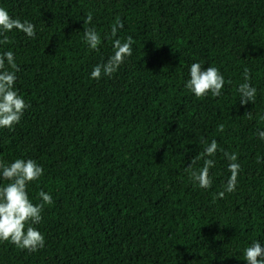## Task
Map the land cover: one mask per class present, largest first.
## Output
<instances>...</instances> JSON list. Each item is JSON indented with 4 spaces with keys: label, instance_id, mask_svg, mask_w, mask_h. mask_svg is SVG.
I'll return each mask as SVG.
<instances>
[{
    "label": "trees",
    "instance_id": "16d2710c",
    "mask_svg": "<svg viewBox=\"0 0 264 264\" xmlns=\"http://www.w3.org/2000/svg\"><path fill=\"white\" fill-rule=\"evenodd\" d=\"M13 29L0 52L13 51L15 88L30 107L0 128V161L34 159L43 167L28 194L45 205L35 252L0 241V264H247L243 249L264 247V0H0ZM101 36L84 40V18ZM132 36V55L117 72L90 78ZM192 58L225 77L219 97L185 88ZM247 67L257 89L240 104ZM231 81V83H229ZM252 112V119L247 118ZM224 125V131L218 130ZM215 139L218 150L204 157ZM237 154L236 190L213 202L230 176L223 151ZM205 158L211 187L185 170ZM0 183L7 181L0 180Z\"/></svg>",
    "mask_w": 264,
    "mask_h": 264
},
{
    "label": "clouds",
    "instance_id": "9594fccd",
    "mask_svg": "<svg viewBox=\"0 0 264 264\" xmlns=\"http://www.w3.org/2000/svg\"><path fill=\"white\" fill-rule=\"evenodd\" d=\"M92 15L89 13L84 18V40L88 47L98 50L101 44V36L95 27H88L92 22ZM118 27L122 28L120 20L114 22L111 27L113 53L105 62L93 66L90 78L100 79L102 76H112L125 61L126 57L132 55V45L134 40L132 36H127L123 40L117 38ZM13 29L25 33L28 37L34 38L36 35L35 25L28 20L21 21L19 18H13L8 11L0 7V45L7 44L8 37L5 33ZM19 70L13 51L0 52V128L11 129L19 123L24 112L30 107V104L19 94L15 88L16 72ZM244 82L237 87L240 104L246 105L249 101L254 103L257 89L250 83L249 69L245 67L243 71ZM231 83V81H229ZM225 85V77L220 69L214 66L204 67L199 62H193L189 69V79L185 82V88L197 98H203L209 93L213 97H219ZM247 118L252 119V112L247 111ZM264 120V116L260 117ZM218 130L224 131V125H219ZM260 139H264V131H259ZM218 150V144L215 139L204 148V157L215 156ZM223 151L227 159L228 171L230 176L224 184V190L213 196V202L217 198H223L225 193H231L236 190L237 178L241 166L237 162V154ZM193 158L185 169L191 180L200 188L208 189L211 187L212 179L210 169L215 166V161L211 158H205L203 166L199 169H193L192 164L196 159ZM43 167L34 159L16 158L10 163L0 161V180L7 183H0V241H7L20 249H26L29 252H35L45 246V237L38 230V225L42 220V212L45 205L53 203L49 193L41 189L38 193L39 203H34L28 194V185L40 179L43 175ZM244 260L247 264H264V247L258 240L243 249Z\"/></svg>",
    "mask_w": 264,
    "mask_h": 264
},
{
    "label": "rangeland",
    "instance_id": "374dc122",
    "mask_svg": "<svg viewBox=\"0 0 264 264\" xmlns=\"http://www.w3.org/2000/svg\"><path fill=\"white\" fill-rule=\"evenodd\" d=\"M193 62H199V63H201V64L203 65L202 61L197 60L196 58H192V63H193Z\"/></svg>",
    "mask_w": 264,
    "mask_h": 264
}]
</instances>
